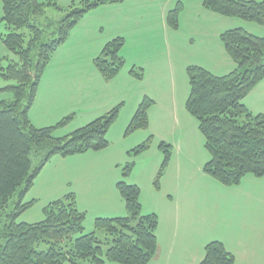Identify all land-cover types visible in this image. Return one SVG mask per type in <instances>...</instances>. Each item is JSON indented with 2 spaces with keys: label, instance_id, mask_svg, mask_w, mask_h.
<instances>
[{
  "label": "trees",
  "instance_id": "trees-1",
  "mask_svg": "<svg viewBox=\"0 0 264 264\" xmlns=\"http://www.w3.org/2000/svg\"><path fill=\"white\" fill-rule=\"evenodd\" d=\"M1 1V20L7 29L2 40L18 61L0 68V75L14 82L0 88L12 94L10 99H0V264H149L157 250L158 216L142 213L138 186L124 180L117 183V188L127 215L98 217L90 231L84 229L85 212L78 209L73 193L48 203L44 218L38 222L17 220L32 204L24 196L33 179L53 155L98 150L108 143L107 131L119 105L62 136L55 135V129L72 116L55 125L36 127L29 111L45 69L72 29L90 10L124 0H81L67 7L56 0ZM202 5L222 16L264 25V0H202ZM182 7L178 1L167 13L171 28L177 27ZM48 8L65 15L49 16ZM220 38L236 66L223 75L199 65L187 66L190 91L186 109L196 118L210 154L203 171L224 185H233L247 173L264 174V113H252L244 103L246 95L264 77V36L237 27L224 31ZM123 43L121 37L108 41L94 59L104 78H111L124 65L120 54ZM131 72L137 78L142 75L133 67ZM150 103L148 97L139 103L128 132L147 127ZM148 145L149 139L133 151L139 153ZM159 147L164 159L157 177L171 151L170 144L161 142ZM131 165L124 166L123 176L129 174ZM98 232H103L104 238ZM204 252L198 264H234V255L221 241L208 242Z\"/></svg>",
  "mask_w": 264,
  "mask_h": 264
},
{
  "label": "rangeland",
  "instance_id": "rangeland-1",
  "mask_svg": "<svg viewBox=\"0 0 264 264\" xmlns=\"http://www.w3.org/2000/svg\"><path fill=\"white\" fill-rule=\"evenodd\" d=\"M56 1L67 7L81 0ZM183 1L177 27L171 28L167 24L174 32L170 37L172 48L169 51L158 37V28L149 31L151 36L144 33L136 38L132 32L134 24L128 25L125 31L128 36L123 38L120 49V53L125 54L122 68L109 79L99 74L97 69L91 80L85 77L87 81H78L79 86L72 85V93L76 94L80 105L73 118L65 125L57 126L54 134H68L88 122L90 116L84 114L85 110L92 113L93 109L100 110L102 114L119 105L118 114L107 131L108 143L98 150L89 149L67 156L53 155L33 179L24 196V200H31L32 204L17 220L29 223L42 220L44 208L50 200H57L73 191L78 209L85 212L84 229L89 231L94 227L97 215L117 211L120 205L127 214L125 201L117 188V183L124 180L138 185L139 200L145 208L160 194L171 199L170 204L177 203L190 217L197 219L190 229L199 233V239L221 241L234 252V264H264V174L247 173L233 185H224L206 174L203 167L210 154L196 118L186 109L190 91L186 72L188 64L201 62L209 71L221 74L229 70L230 62H234L221 42V35L216 40L218 30H223L226 23L232 24L229 19H233L235 25L232 26H243L264 36V25L219 14L216 15L227 20L207 22L203 14L192 7L196 0ZM47 14L55 18L65 15L51 8L47 9ZM2 15L0 0V68L11 61H18L2 40V35L7 32ZM133 60L145 66L133 67L141 71L140 78L131 72L130 61ZM12 83L0 75V88ZM145 91L151 100L147 108V127L128 132L139 97ZM11 96L10 91L0 90V99H10ZM106 106L110 107L104 112ZM61 117L58 114V118ZM57 120L52 116L53 125ZM147 139L148 147L135 153L133 149ZM161 142L170 144L171 151L162 174L157 177L164 159L159 147ZM126 164L132 165L129 174L123 176ZM181 217L185 214H180L179 221ZM181 221L186 223V219ZM197 232L186 236L187 240L191 242ZM98 236L104 238V233L98 232ZM105 264L122 263L106 261Z\"/></svg>",
  "mask_w": 264,
  "mask_h": 264
},
{
  "label": "crops",
  "instance_id": "crops-1",
  "mask_svg": "<svg viewBox=\"0 0 264 264\" xmlns=\"http://www.w3.org/2000/svg\"><path fill=\"white\" fill-rule=\"evenodd\" d=\"M177 1L124 0L120 3L118 2V4L107 3L100 5L86 13L70 32L67 38L68 41L63 43L64 46L58 47L44 71L34 103L29 111V118L34 126L45 127L53 125L52 116L55 119H59L57 122L66 116H72L73 118V114L77 112V106L80 105V101L76 98V94L72 93V85L79 86L77 83L78 81H87L84 79L85 77H88L89 81L97 74V68L94 66V59L100 54L108 41L116 37L125 39L128 36L125 32L126 26L134 24L135 29H133L132 32H134L133 36L136 38H140L144 33L151 36L152 34H149V31L158 28V37L164 42L165 47L169 48V51L170 48H172L170 37L174 32L167 25L166 16L167 13L173 9ZM181 2L184 7V1L182 0ZM192 7L200 11L207 22L227 20L216 15L217 13L204 10L202 0L193 2ZM229 20L232 24L226 23V26H223L225 27L223 30H218L215 37L216 40L221 33L226 30L237 27L243 28V26H232L235 25V21H232L233 19ZM122 27H124V29H122ZM243 29L255 34L246 28ZM61 49H63V51H61ZM120 54L122 57L125 56L124 53ZM130 62V68L134 66L137 67V65L139 67H145L135 60ZM234 64V62H230L229 70L226 72H222L221 74L212 73L216 75L229 73L235 68ZM189 65L191 64L187 66ZM192 65H199L208 69L201 62H194ZM126 79L129 80L128 77ZM88 96L90 97L91 93L88 94ZM142 97H149L146 91L139 97V103L142 101ZM244 103L252 113H264V79L246 95ZM108 107L110 106H106L104 112ZM93 111V113L89 110L84 111V114L90 116V120L84 125L104 114H101V112H99L100 110H97V112L93 109ZM58 114L62 115V117L58 118ZM84 125L82 124V126ZM161 138L164 139L163 137ZM130 184L135 183L133 182ZM69 193L74 192L71 191ZM170 200L171 199L165 198L164 194H160V197H157L147 208H145L142 201H140L144 213H155L158 216V227L156 230L157 250L149 264H198L204 257L205 245L215 239L208 242L199 239V233L195 229H190L196 224L197 219L194 216L190 217L177 203L170 204ZM51 201L52 200H50V202ZM181 213L185 214V217L180 218L181 220L186 219L185 224H183L181 220L179 221ZM125 215L127 214L120 205L117 211L97 215L96 218L121 217ZM193 232H197V235L189 242L186 236L194 235ZM226 249L234 255L232 250Z\"/></svg>",
  "mask_w": 264,
  "mask_h": 264
}]
</instances>
